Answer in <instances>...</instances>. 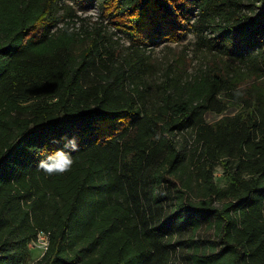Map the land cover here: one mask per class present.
<instances>
[{"label":"trees","instance_id":"16d2710c","mask_svg":"<svg viewBox=\"0 0 264 264\" xmlns=\"http://www.w3.org/2000/svg\"><path fill=\"white\" fill-rule=\"evenodd\" d=\"M58 1L0 0V264H27L38 232L37 264H169V219L217 234L187 264H264V0H100L111 24L134 17L138 49L211 29L247 70L211 68L153 102L133 64L104 58L100 29L54 16Z\"/></svg>","mask_w":264,"mask_h":264},{"label":"rangeland","instance_id":"374dc122","mask_svg":"<svg viewBox=\"0 0 264 264\" xmlns=\"http://www.w3.org/2000/svg\"><path fill=\"white\" fill-rule=\"evenodd\" d=\"M100 0H92L90 3H83L81 0H59L55 8L54 16L56 18L64 17L65 21L70 23L71 28H80L87 25L91 29H100L104 33V42L107 46L110 57L104 55L107 60L110 58L114 63L135 66V73L132 81L140 89L144 90L147 102L158 101L172 85H182L192 81L209 69H217L223 73L226 70L230 74L236 75L247 72L241 57L235 54L228 57L219 54L217 50L210 47L216 43L219 36L215 31L208 29L204 32V37L208 41L200 42L194 32L186 30L181 33L176 31L173 37L164 38L155 35L150 39L149 44L139 46L131 45V36L129 26H132V18L127 15L116 19L117 25L111 24L108 17H103L100 11ZM259 6L253 11L244 12L248 17H255L259 11ZM196 14V10L192 12ZM195 20L191 18L190 23ZM249 22V20H247ZM62 21L58 20L57 26L61 27ZM180 28H184L181 26ZM179 33V34H178ZM160 34V33H158ZM163 34V33H162ZM163 38V39H162ZM226 40V38L222 39ZM222 40L216 44H221ZM211 42V43H209ZM262 80H258L261 82ZM264 82V81H263ZM235 110H228L225 114H234ZM221 115H210L207 122L219 119ZM177 145L182 149L189 148L192 139L189 133H178L175 137ZM222 169L218 166L214 171V179L219 186L224 185L221 178ZM171 205H167L161 216L167 220L170 218ZM170 234L164 238V249L169 264H187L191 254L196 249L199 252H209L217 247L218 237L215 230L208 224L200 222L197 228L186 227L178 222L174 227H170ZM30 260L27 264H37L39 252L30 247Z\"/></svg>","mask_w":264,"mask_h":264},{"label":"built area","instance_id":"2783aa9c","mask_svg":"<svg viewBox=\"0 0 264 264\" xmlns=\"http://www.w3.org/2000/svg\"><path fill=\"white\" fill-rule=\"evenodd\" d=\"M49 246V235L45 232H38L34 240L30 243V247L39 252V259L44 255Z\"/></svg>","mask_w":264,"mask_h":264}]
</instances>
